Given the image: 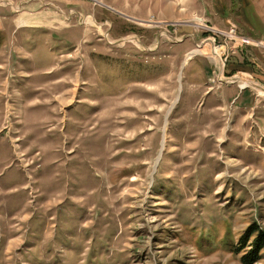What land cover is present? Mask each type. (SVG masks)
Listing matches in <instances>:
<instances>
[{"label": "rangeland", "instance_id": "rangeland-1", "mask_svg": "<svg viewBox=\"0 0 264 264\" xmlns=\"http://www.w3.org/2000/svg\"><path fill=\"white\" fill-rule=\"evenodd\" d=\"M253 2L219 28L214 0H0V264H243L264 230Z\"/></svg>", "mask_w": 264, "mask_h": 264}, {"label": "crops", "instance_id": "crops-1", "mask_svg": "<svg viewBox=\"0 0 264 264\" xmlns=\"http://www.w3.org/2000/svg\"><path fill=\"white\" fill-rule=\"evenodd\" d=\"M215 2V7H216V11H217V14L218 16L215 14L214 16H210L211 19H213V21L215 23H212V24H215L216 27H224V22L226 23L228 21L229 23V15L231 14L232 11H234L235 15L237 16V13H241V18L244 20V21H248L247 20V14H246V8H249L252 4H254L253 0H232V4L229 5V0H214ZM230 6H233V8H231ZM183 11V10H182ZM180 15V13H179ZM238 17V16H237ZM240 17L237 18V22L239 23V31H241L245 36L244 37H248L250 38V40L252 41H255L254 43H256L252 49L255 51L252 52V56L254 57L255 60L257 59H261L262 56H260L262 53L263 55V51L262 49L260 48H263L264 49V33L260 34L258 38H255V37H252L250 34H248L246 32V30H242L241 29V25H240ZM233 18V17H231ZM2 18L0 17V34H2V31H4V29L2 28L3 27V22H2ZM212 22V21H210ZM230 23H233V22H230ZM185 29V27H183ZM209 31H210V28L213 30V27L209 26ZM212 32V31H211ZM224 32V31H223ZM253 38V39H252ZM253 43V42H252ZM245 47H248V46H245ZM263 59V58H262Z\"/></svg>", "mask_w": 264, "mask_h": 264}, {"label": "trees", "instance_id": "trees-1", "mask_svg": "<svg viewBox=\"0 0 264 264\" xmlns=\"http://www.w3.org/2000/svg\"><path fill=\"white\" fill-rule=\"evenodd\" d=\"M238 253H242L243 264H256L264 258V230L253 223L242 235L237 246Z\"/></svg>", "mask_w": 264, "mask_h": 264}, {"label": "built area", "instance_id": "built-area-1", "mask_svg": "<svg viewBox=\"0 0 264 264\" xmlns=\"http://www.w3.org/2000/svg\"><path fill=\"white\" fill-rule=\"evenodd\" d=\"M233 32H236V29H233ZM232 33V32H231ZM241 39H243V41L248 44V43H251V40L250 38L248 37H241ZM244 42L242 44H244Z\"/></svg>", "mask_w": 264, "mask_h": 264}, {"label": "bare ground", "instance_id": "bare-ground-1", "mask_svg": "<svg viewBox=\"0 0 264 264\" xmlns=\"http://www.w3.org/2000/svg\"><path fill=\"white\" fill-rule=\"evenodd\" d=\"M134 178V177H133Z\"/></svg>", "mask_w": 264, "mask_h": 264}]
</instances>
